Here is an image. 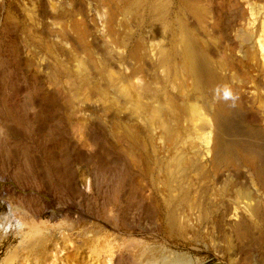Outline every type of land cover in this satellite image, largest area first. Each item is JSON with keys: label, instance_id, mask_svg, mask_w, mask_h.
Segmentation results:
<instances>
[{"label": "rangeland", "instance_id": "374dc122", "mask_svg": "<svg viewBox=\"0 0 264 264\" xmlns=\"http://www.w3.org/2000/svg\"><path fill=\"white\" fill-rule=\"evenodd\" d=\"M120 1L121 0H115L114 3H109V9L112 10V8L115 9L116 7V13L119 8H126V10H120L118 11L119 13L116 14L114 9L113 11H110L106 7L108 6V4L105 7H100L98 0H49V3L52 2V4H56H53L55 6L54 9L56 8L55 11H53V5L50 4V7L47 4L48 0H0V60L4 61V64H0V123H7L6 125H1L3 127L2 131L4 133L7 132V136L9 137V139L7 137V139L5 138L4 140L8 143L9 146L11 145L10 147H15V149L19 147V149H16L17 152L22 150V148L27 147L29 152H31L30 158H32V163L35 167V174L32 173V175L30 174L26 177H23V179L14 175L11 169L14 166L15 162H19L23 159L21 157H19L20 159L17 158L19 153L17 154L16 160L7 157L6 155L0 156V264H42V262L46 260V256H50L49 248L50 245L53 244V240L55 238H59L61 240V243H59L58 246L63 250L59 254L60 257L58 256L55 260L56 262H58L57 264H106L104 263V259L108 255V252L102 251L99 254L95 255L94 253V255H92L90 252H88V246L96 243L97 240L98 245H101V241L104 242H102V245L104 246L106 242L111 243L110 241H112L113 243L114 237L116 236L113 235L115 232L119 233L117 235L121 237L120 239H118V241L116 240L117 237H115L116 241L115 243H113L115 247L121 244L124 239H131V237L141 242V247H138L142 251H144H141L142 254L144 253V256H139L140 254L138 253V247L135 250L137 253H135L134 251L135 254H139L138 256H136V258H139L137 260L139 261L138 264H264V226L262 228V231H260V223L257 225L251 219L252 216L251 212L249 211V207L254 202L249 201L248 199H244L240 203V206L236 211L238 213H235L236 217L233 214L235 212L233 205L228 204L230 205L228 213H230L229 215L227 213V216L224 219L222 214V217L220 216L221 219H218L219 221H215L217 219L215 217H209V219H206L207 222H205L201 226V235L199 237L195 236L191 229H189L188 232L183 231L181 234L176 233V235L174 236L167 233V230L165 229H161L159 230V232L148 231L145 228V224L148 223V225H150V221L148 222L146 218H142V212H140L139 208H137V205L133 204H124V206L122 204L118 208V210H122L120 213L121 215L118 216L119 219L123 222V215L126 214L127 220L130 221H128V223H130V227H133L134 231H131L130 233L123 232L122 229L117 230L115 227H113V225L107 223L104 217L96 216V212L98 210L100 211L103 209L104 211L105 208V211H107V208L113 207H111L107 203V197L109 196V191L107 189L111 187L110 184H112V182H110L109 180L114 178L113 173L115 169L117 170L119 167L118 170H120L121 167H123L124 169H129L131 170L130 172H133L132 174L130 173V175L132 176L131 181L133 182L134 187H136L138 196L143 198L146 202H150L151 198L153 197V189L151 186L152 178L151 176H148L146 179L141 174H139L141 170L140 167L142 165L138 163L139 153L135 149L133 150L132 144L122 135L123 133H121L123 132L122 127H125L123 118L125 116L124 113L130 114L132 111H134V107L130 104L131 106L128 105L129 109H126L125 111L121 110L119 106L120 102H118V100H115V98L111 95L109 96V98H104L99 93V89H96V87L98 86L94 83H89L90 81H84L79 86H77V81L68 72V67L63 66V64L61 63L62 60H67L68 53H72L70 47L67 45L65 46L61 37L62 34L64 35V28H66V32L69 31L67 34L72 38L71 41L76 45H79L81 51H83L80 54V58L83 60L84 57L86 58L88 56L89 65L93 60L99 62L103 61V56H101L99 53H101V51L103 50V48L100 47H102L103 44L106 43L105 45H108L107 48H109L114 53L112 54L113 57H110L111 63L107 65V72H109L108 74H110L111 72L110 76L117 78L120 77L119 75L123 74L124 76L128 75V78H131V72L138 66V64L135 63L137 61L136 52L138 49L137 47H139V44H141L144 39V35H148L146 41L147 45L149 46L148 51L150 53V56L151 58H153L152 61H157L158 53L157 48H154L153 39L150 38V27H146L143 30L137 28V19V21L135 19L127 20V25L125 26V14H127L125 12L128 10L127 8H129V5L131 6V4L130 2L128 3L129 0H127L126 2H124L125 0H122L123 3L122 1L120 3ZM117 2L119 3L118 5ZM262 5L264 6V0H242V7L244 8L246 14L241 19V29L246 35L248 33L247 36H250L252 44L254 45L257 52V69L254 73L255 79L257 81H254L253 83L250 82L251 84L249 83L250 86L248 84V90L246 89L247 94H249L250 96H257L258 93L264 94V7ZM69 9L71 12L68 11ZM74 10H76L77 12L81 11L82 13H76V11ZM109 12H112L111 14H114L115 17L121 14L119 15L121 21L124 18V21L122 23L124 25H122L120 21L117 22V17L115 18L110 15V19L114 20H111V24L116 22L113 24L114 29L116 28V26H118V23H120L122 27L121 25L119 27L123 29L119 28L118 30H121L122 33L125 31V29L127 31L128 28L126 27L129 26V23L132 21L131 25L133 24V27L131 25L130 27L133 28V30L131 31V29H128V31H130L128 33L126 32L127 35L124 34L125 32L123 33L126 36L125 39L124 36H122L123 38L121 37V33H117L119 32L118 30L116 31L118 27L113 30L112 25L111 30L114 32L116 31L118 36L112 31L111 35H109L110 37L104 36L109 27V23L105 20L107 19L109 21ZM66 16L70 17V22L69 18ZM212 16H214V13L208 16L206 20V24H208L206 29L202 27V30L199 29L200 34H203L202 37L204 36V38L210 37L212 28L210 24H212L215 20V16ZM73 18L74 22L75 19L77 21L75 22L77 23V25L74 23L75 26L71 25V21H73ZM189 20L195 26H199L200 24V20L197 17L190 16ZM51 22H53L55 25ZM61 22H64L63 24L65 26H63ZM70 27L74 30L72 29L71 31L69 29ZM76 27H80V30L77 29L79 31H76ZM74 32L77 33L75 34V37L74 34H72ZM105 35L108 34L106 33ZM115 35L117 36V39L113 37ZM229 36H231V38L239 36V31L237 30V28L231 30ZM111 37L116 39V41L119 37L120 39L122 38L121 40H123V42L119 40V42H115L118 45H121L123 43L125 45H122V48L120 45L116 46V43V45L113 44L114 41H109L113 40ZM137 40H141V42H137ZM242 46L243 48H238V51L236 52L238 58H241L243 56V50L247 48L244 42ZM117 47H119L120 49ZM65 49H67L66 52H64ZM95 49L98 50V54L94 51ZM132 49L136 50H134L135 54L133 53ZM129 54H131L132 57L129 56ZM81 55L84 56L82 57ZM123 55H125V61H120L119 58ZM68 56V58H70V55ZM128 56L131 57L132 60L131 58H128ZM14 57L20 58L21 62H23L24 64L23 66H30L28 67V70L26 71V68L17 70L14 66ZM99 62H97L98 64H95L101 66V63ZM158 65L159 64L154 66L151 65V68H149V66H144L146 68V73H142L143 78L145 77L144 79H146L145 74L150 73L151 75L155 70L157 71V69L160 74H164L161 70L162 68ZM60 68L62 70H60ZM89 71L90 70L87 67L84 73H88ZM141 78L142 77L132 78L133 81L129 79L125 83L129 85L137 79V82L135 83L142 85L145 83V81L143 80V78V81L140 80ZM259 81L260 83H258ZM97 84H100L99 79L97 81ZM3 88L6 89L4 90ZM170 88L172 90L175 89V87L173 86H171ZM29 89L32 91V96L34 95L33 101H30V99L25 100L28 99V97L26 98V96L29 93L28 91H30ZM37 89H39V92L37 91ZM246 90L244 88L242 89V92L246 93ZM45 92H52V94H55V96L57 97L56 100L55 98L54 101H48L47 99H45ZM4 97L6 99H9V101L11 102V106L15 108V114L21 113L20 115H26V113H28L27 115L29 116V114H32L33 112L35 113L42 110L39 112V115L35 116L37 117L35 118V126L28 128L27 130L22 125L14 123L10 118H8L7 115L5 116L6 112L5 110L3 111L5 107ZM111 98L114 99L110 101ZM114 103H117L118 105H115ZM109 105H112L113 108H109ZM105 106L107 107L106 109ZM113 114L116 115L113 116ZM136 114L134 113L133 116L134 119L136 118L134 121H136V123L138 122L137 124L143 131H147L146 136L149 139L147 140L149 142L151 141L149 145L150 149L151 151H157L152 152L154 153L153 156H155L156 159L158 158L157 160H160L159 157L162 155L158 152H160L159 150L163 148L160 147V145L164 146V139H161L156 127H153L151 129L149 123H147V120H145L138 112H136ZM138 117H140V119ZM117 121L118 123H120L119 125L122 126L118 128L122 129L121 132H119L118 130H114L113 126L117 123ZM10 127L14 132L9 133L8 130H10ZM5 128L8 130H6ZM151 130L155 132L152 133ZM208 130L210 131L209 128L207 129V132H209ZM156 134L159 135V137L156 136ZM98 137L99 139H97ZM17 138L19 139V141H17ZM158 138H160L161 140ZM199 139L200 138H198L196 142H199L200 144L202 143V140L199 141ZM127 144H130L132 149ZM161 151L162 154L166 153L164 149H162ZM208 153H203L204 163L209 162L208 159L210 157V153ZM53 155H55L54 162ZM64 156H67L68 160L70 161L69 168H66V166L63 164ZM2 161H4L5 163ZM97 162H101V164L106 165L104 166V170L106 171V173L102 170H99V167L97 168V166L95 165ZM55 163H61L62 168L64 165V173L68 174L67 179H61V176H63L64 174H59V176L57 172H54V165H56ZM132 164L133 168L131 167ZM159 164L154 163L153 166L156 170V173L162 176L161 168H159L161 167V165L159 166ZM109 174H112V177H109ZM99 179L102 181H99ZM103 180H105V183L103 182ZM56 181L57 185H55ZM106 181L110 183H107ZM96 183H98V185ZM262 193L263 190L261 191V193L259 192V194L261 195L258 196L257 194V197L260 199L264 198V196H262L264 194ZM39 203L43 206V209L41 210L42 212H40V210L38 209ZM116 208L117 207H115V209ZM107 215L111 217L113 213H109ZM193 216L195 220V217H197V215ZM102 218L104 220H102ZM240 218H243L250 223L253 222L251 224L253 231L252 233L246 234L243 233V231V234H236L238 232H236L235 225L240 222ZM182 220L187 219L182 218ZM208 220H213L215 221V223ZM189 224L192 225V222ZM253 224L255 226H253ZM261 224L264 225V223ZM157 225H160V221L157 222ZM256 229H258L259 232L263 233L262 239L260 237H257L260 233ZM110 230L114 231V233L112 234ZM84 232L85 234H83ZM254 233L256 234V236ZM109 234L114 237L111 238ZM236 236H238L241 241L238 239V237L236 238ZM242 236L244 237V239ZM252 236H255L256 238H252ZM92 237L93 239L96 238V241H93ZM234 239L236 243H234ZM85 240L87 241L86 243ZM79 243L82 246V249L80 250L77 249L78 246H80ZM234 244L236 245V247ZM78 252L80 253L78 254ZM156 252L159 253L156 254ZM83 257L84 259L81 260V258Z\"/></svg>", "mask_w": 264, "mask_h": 264}, {"label": "bare ground", "instance_id": "6f19581e", "mask_svg": "<svg viewBox=\"0 0 264 264\" xmlns=\"http://www.w3.org/2000/svg\"><path fill=\"white\" fill-rule=\"evenodd\" d=\"M126 1L127 0H125L124 2ZM52 2L49 3V0H48L47 4L49 6L50 4L51 5L55 4V3L52 4ZM114 2L115 0H98L100 7H105L108 4V6H106L108 9L110 8L109 3L111 4ZM129 2L131 6L129 5V8H127L128 10L125 12L127 13L125 14L126 16L125 26L127 25V20L137 19L138 20L137 28L143 30L146 27H150L151 28L149 30L150 38L153 39L154 48L155 49L157 48V53H158L157 61L156 62L152 61L153 58H151L150 56V53L148 51L149 46L147 45V41H146V38L148 35L147 36L144 35V39L142 43L139 44V47H137L138 48L136 52L137 57L136 56L135 57L138 62L136 61L135 63H137L138 66L136 67V69H134L131 72V75H130L131 78H128V75L124 76L123 74L119 75L120 76L119 78L110 76L111 72L110 74H108L109 72H107V65L111 63L110 57L112 58L113 57L112 54L114 53L109 48H107L108 45H105L106 43L105 44L102 43L103 46L100 48H103V50L101 51V53H99L101 56H103L102 57L103 61L99 62L95 60L96 61L95 62L93 60L94 62L92 61V63L89 65L88 56L86 58L84 57L83 60L80 58V54L83 51H81V48L79 47V45H76L75 43L71 41L72 38L67 34L69 31L66 32L67 30L66 28H64L65 29L63 32L64 35L62 34V37H61L65 46L66 45L69 46L70 49L72 50L71 54L68 53V55H70V58H68L69 56L65 54L67 55V60H62L61 63L63 64V66L68 67L69 70L68 69H65V70H68L70 75H72L76 79L77 86H79L84 81H90L89 83H94L95 85L98 86L96 87V89L97 90L99 89L98 90L99 93L104 98H109V96L111 95L112 97L115 98V100H118V102H120L119 106L121 110L125 111L126 109H129V106L131 105L134 107V111L132 112L130 111L131 112L130 114L124 113L125 116L123 115L124 122H125L124 128L119 125L120 123H118V121H117L118 124L116 123L113 127H114V130H118L119 132H121V130L123 129V132H121L123 133L122 135L132 144L133 150L135 149L139 153L138 163H140V165L142 164L140 167L141 170L139 174H141L146 179L148 176H151L152 178L151 186L153 189V197L151 198L150 202H146L143 198L138 196L136 187H134V184L131 181L132 176L130 175V173L132 174L133 172H130L131 170L129 169L126 170L123 167H121L120 170H118L119 167L117 170L115 169L113 173L114 178L109 180L110 182H112V184H110L111 187L107 186V187H110L107 189L109 191L108 192L109 196L107 197L108 199L107 203L111 207L112 206L113 207L107 208V211H105L106 209L104 208L105 212L103 211V209L100 211L98 210L96 212V216L104 217L106 222L113 225V227H115L117 230L122 229L123 232L130 233L131 231H134V230H133V227H130L129 225L130 223H128L129 220H127L126 218V214H125L126 211L125 213L123 212L125 215H123L124 219L122 222L118 217L121 215L120 213L122 210L120 211V209L118 210V208L122 204L123 206L124 204L125 205L133 204V205H137V208H139L140 212H142L141 217L146 218L148 222L150 221L151 223L150 225H148V223L145 224L146 225L145 228L148 231L159 232V230L165 229L167 230L166 231L167 233L174 236L176 235V233L181 234L183 231L188 232L189 229H191L193 234L199 237L201 235V226L202 224L207 222L206 219H209V217H215L217 218L215 221H219L222 216L224 219L227 216L228 210L230 209L229 208L230 205L228 204L233 205L235 209V212L233 214L235 216V213H238L236 211L239 208L240 203L244 199H248L249 201L254 202L249 207L250 208L249 211L251 212V216H252L251 219L257 225L260 223L261 225L260 231H262V228L264 226L263 224H261V223H264V198H261V199L258 198L257 194L258 196L261 195L259 194V192L261 193L262 190H263L262 194H264V128H263L264 127V94L258 93L257 96H250L249 94H247L248 84L250 82L253 83L254 81H257L254 75L257 69V63H256L257 62L256 61L257 52H256L254 45L252 44V40L250 36H247L248 33L246 35L244 31L241 29V19L246 14L244 8L242 7V0H131V1L129 0L128 3ZM118 4L119 3L117 2V5ZM49 6H48V9H49ZM54 7L55 6L53 5L52 8L54 9ZM55 9L53 11H55ZM113 9L114 8H112V10L111 9L109 10L113 11ZM115 9L114 11L116 13ZM123 9L119 8V10H117V13H119L118 11L120 10L123 11ZM124 10H126V8ZM68 11H70V9ZM80 12L76 11V13H80ZM111 13L108 16L109 21L105 19L109 23V27L107 30L108 32L105 30L106 31L105 34L107 33L108 35L104 34L105 37L111 35L112 26H113L112 27L113 30H115L118 27L116 31L119 28L123 29L121 27L122 25H124L122 24L124 21V18L121 17L123 18V20L121 21L120 16H119L121 14L118 15L119 17L116 16L117 22L120 21L122 25L118 23V26H116L115 24L116 28L114 29L113 24L116 22L111 24V20H113V19H110V15H112ZM212 13H214L215 20L212 24H210V26L212 27L210 37L204 38V36L202 37L203 34L202 35L200 34V30H202L201 27L206 29L208 25L206 24V20L208 16L212 15ZM112 16L115 17L114 14ZM190 16L197 17L200 20L199 26L198 25L195 26L192 24V22H190L189 20ZM68 18L70 22L71 19L70 17ZM74 18H73V21H71V25L75 26V24L77 25V23H75L77 21L75 19V22H74ZM131 22L129 23L130 25H131ZM61 23L63 24L64 22H61ZM120 25L121 27H119ZM130 25L127 26L126 28L131 29L132 31L133 28H131ZM63 26L65 25L63 24ZM79 28L80 27H76L75 30L79 31L80 30ZM235 28H237V30L239 31V36H235L231 38V36H229V33L231 30ZM69 29L72 31L73 28L71 29L70 27ZM128 29L127 31L125 29L124 31L125 33L123 32L125 35H127L126 32L128 33L130 31V30L128 31ZM116 31L115 32L112 31V32H114V34H116L117 36L119 33H121V37L124 36V39H125L126 36L121 32V30L120 31L118 30L119 31L117 32L118 34L116 33ZM72 34H74V37H75L76 36L75 34L77 33L74 32ZM116 35L113 37L117 39ZM112 39L113 40H109V41H112V42L114 41L113 44H115L118 40L123 42V40H121L120 37L118 38L117 41L114 38ZM141 40L140 41L137 40V42L138 41L141 42ZM243 42L246 44L247 48L243 50V56L241 58H238L236 55V52L238 51V48H241V47L243 48L242 46ZM119 45L117 44L116 46H119ZM122 45H125V44L124 43L121 44L120 45L121 48H122ZM66 50L67 49H65L64 52H66ZM134 50H133V53H134ZM94 51L97 53L98 50L95 49ZM131 54H129V56L132 57ZM125 55L121 56L119 60L125 61L124 60ZM90 56H91V53H90ZM129 56L128 58H131ZM97 62L101 63V66H98ZM0 64H4V61L0 60ZM102 64H103V67H102ZM157 64H159L158 66L162 68L161 70L164 74L162 73L160 74V72H158V69H157V71L155 70L154 73H152L151 75L150 73H147L148 76L147 74H145L146 79H144L145 77L143 78L142 76V73H146L145 72L146 68L144 66H147V67L149 66V68H151L152 66L157 65ZM23 65L24 64L23 62H21L20 58L14 57V66L16 67L17 70H22L26 68V71H27L28 67H30V66L25 67ZM87 67L89 68L90 71L88 73H84ZM61 68L60 70H62ZM138 77H142L145 83L142 84L139 81L142 85L136 84L135 82H137V79L136 81L132 83L129 82L130 83L129 85L125 83L129 79L133 81L132 78H138ZM142 78L140 80H142ZM98 79L100 80V84H97ZM258 83H260V81ZM171 86L175 87L176 90L175 89L172 90L170 88ZM244 88L245 90L247 89L246 93L242 92V89ZM3 89L5 90L6 88H3ZM38 90L39 89H37V91ZM225 91L231 92L232 95L229 99L223 98ZM28 92L29 93L26 96V98L28 97V99H25V98L24 99L25 100L30 99V101H33L34 95L32 96V91L30 90ZM249 92H250V87H249ZM44 98L47 99L48 101H54V98L56 100L57 97L55 96V94H52V92H45ZM114 98H111L110 101ZM114 104L116 105L117 103H114ZM4 106L5 107L3 111L5 110L6 112L5 116L7 115L8 118H10L14 123L22 125L27 130L28 128L35 126L34 125L36 121L35 118H37L35 116L39 115V112L42 111L40 110L35 113L32 111L33 112L32 114L34 116L32 114H29L28 116L27 115L28 113H26V115L25 114L20 115L21 113L15 114L16 113L14 111L15 108L11 106V102L9 101V99H6V98L4 100ZM106 108L107 107L105 106V109ZM109 108H113V106L109 105ZM136 112L141 114V116L145 120H147V123H149V126L151 127V129L153 127H156L161 139L162 138L164 139V146L160 145V147H163L162 149H164L166 153L162 154V151H161L162 149L159 150L160 152L158 153L162 155L159 157L160 160H157L158 158L156 159V157L153 156L154 153L152 152L154 151L157 152V151L156 150L151 151L150 146H149L151 141L150 142L148 141L149 139L146 136L147 131H143L140 128V126L137 124L138 122L136 123V121H134L136 118L134 119L133 116H134V113L136 114ZM115 115L116 114H113V116ZM140 117L138 118L140 119ZM6 124L0 123V156L6 155L7 157H10L16 160L17 154L19 153L17 158L21 157L23 159L20 160L19 162L14 163V166L11 168L13 174L20 178L26 177L30 174L32 175V173L35 174V167L32 163L33 162L32 158H30L31 152H29L27 147L26 148L24 147L22 148V150L17 152L16 149H19V147L16 149L15 147H10L11 145L9 146L8 143L4 140L5 138L7 139L8 134L7 132L4 133L2 131L3 129L2 126ZM120 127H122V129H118ZM208 128L210 129V131L208 130L209 132H207ZM8 131L9 133L14 132L11 130V127H10V130ZM153 132L155 131H152V133ZM159 135L156 134V136L158 137ZM198 138H200L199 141L202 140L201 141L202 143L199 144V142L198 143L196 142ZM97 139H99V137ZM17 141H19L18 138H17ZM127 145H129V147L131 148L130 144H127ZM208 152L210 153V157L208 159L209 162L204 163L203 153L207 154ZM54 156L55 155H53V162L55 160ZM63 158H64L63 164L66 166V168H69L70 161L68 160V157L64 156ZM154 163H157V164L160 163L159 166L161 165V167L159 168H161L162 176L156 173V170L153 166ZM55 164L56 165H54L55 167L54 172H57L58 175L64 174L63 176H61V179L62 178L67 179L68 174L64 173V169H65L64 165L62 168L61 163L60 164L55 163ZM95 165L97 166V168L99 167V170H102L103 172L106 173V171L104 170L105 169L104 166L106 165L101 164V162L100 163L97 162ZM131 167L133 168V164ZM67 172H68V169H67ZM109 175H110L109 177H112L111 176L112 174H109ZM99 181H102V180L99 179ZM104 181L105 180H103V182ZM106 182L110 183L108 181ZM96 184L98 185V183ZM55 185H57V181ZM42 207L43 206L39 203L38 209L40 210V212H42L41 211L43 209ZM115 207L117 208L115 209ZM109 213H113V215L110 217L107 215ZM193 215H197V217H195L196 218L195 220L193 218L194 217ZM182 218H186L187 220H182ZM104 219L102 218V220ZM213 220L212 221L208 220V221L215 223V221ZM159 221H160V225L158 226L157 222ZM191 222H192V225L189 224ZM252 223L248 222L247 220L243 218L242 219L240 218V222L235 225L236 232H238L236 234L238 235L242 233L243 231H244L243 233H246V234L252 233L253 232L252 226H251ZM253 226L255 225L253 224ZM256 230L258 231V229ZM110 231L112 232V234L114 233V231L112 230ZM115 233L113 235H116L115 237H117V239L113 236L114 237L113 243H115L116 240L118 241V239L121 238L117 235L119 233H116V234ZM259 233L260 234L257 237L258 238L260 237L262 239V235L264 232L263 233L259 232ZM83 234H85V232ZM123 235H120V236H123ZM255 236H252V238ZM113 237L111 236V238ZM237 237L238 236H236V238ZM132 238L133 237H131V239L123 238L124 240L122 241L121 244L118 245L119 247L118 246L115 247L112 241H110L111 243L106 242L105 246L102 245L103 241H101V245L100 244L98 245L97 244L98 240L96 241L95 240L96 238H95L93 239V241L95 240L96 243L92 245H90L91 244L90 243L89 244L90 246L87 245L89 248L88 252H90L92 255H94V253L95 255L99 254L102 251L108 252V255L104 259L105 261L104 263L106 264H138L139 261L137 260L139 258H136V256H138L139 254H140L139 256H141L144 253L142 254L141 253L142 250L138 247V246L141 247V242L137 239H134V238L132 239ZM86 242L87 241L85 240V243ZM59 243H61V240L59 238H55L53 240V244L50 245V248H49L50 256L47 257L48 256L47 255L46 260L44 261L42 260L44 262V263L42 262V264H57L58 263L55 260L58 256L60 257L59 254L61 253V251H63L61 248H59L58 246ZM234 243H236L235 239H234ZM137 247L139 248L138 255L135 254L137 253L135 251ZM77 249L79 250L82 249L81 244L80 246H78ZM79 253L80 252H78V254ZM158 253L159 252H156V254ZM82 259H84V257L81 258V260Z\"/></svg>", "mask_w": 264, "mask_h": 264}, {"label": "clouds", "instance_id": "9594fccd", "mask_svg": "<svg viewBox=\"0 0 264 264\" xmlns=\"http://www.w3.org/2000/svg\"><path fill=\"white\" fill-rule=\"evenodd\" d=\"M231 92H229V91H225V93H224V99H229L230 97H231Z\"/></svg>", "mask_w": 264, "mask_h": 264}]
</instances>
